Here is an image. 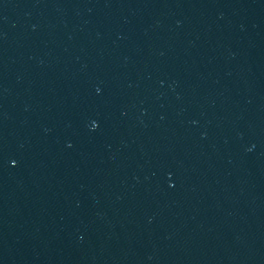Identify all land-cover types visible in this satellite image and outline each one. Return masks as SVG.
Returning a JSON list of instances; mask_svg holds the SVG:
<instances>
[{
  "label": "water",
  "instance_id": "1",
  "mask_svg": "<svg viewBox=\"0 0 264 264\" xmlns=\"http://www.w3.org/2000/svg\"><path fill=\"white\" fill-rule=\"evenodd\" d=\"M0 264H264V0H0Z\"/></svg>",
  "mask_w": 264,
  "mask_h": 264
}]
</instances>
